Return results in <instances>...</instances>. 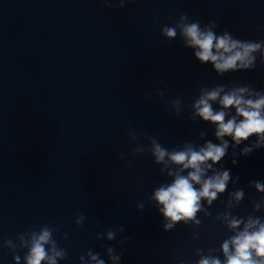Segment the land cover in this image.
Wrapping results in <instances>:
<instances>
[{"label": "water", "instance_id": "95a60500", "mask_svg": "<svg viewBox=\"0 0 264 264\" xmlns=\"http://www.w3.org/2000/svg\"><path fill=\"white\" fill-rule=\"evenodd\" d=\"M118 4L0 0V264H14V253L5 247L9 239L24 264L27 249L20 248L17 236L44 225L55 229L54 239L67 250L58 264H81L82 255L93 264L89 250L112 264L107 247L122 254L120 264H195L196 249L208 254L232 235L214 219L225 210L230 192H245L233 215L264 217V193L250 186L264 183V148L238 157L233 165L231 138L225 137L228 154L214 168L230 169L233 180L240 179L229 181L208 209L211 216L198 214V240L192 238L191 224L163 230V217L149 197L171 178L167 170L160 172L163 165L150 151H133L150 148L144 133L168 150L189 142L219 143L215 125L189 119L190 105L203 87L248 84L264 91V63L257 54L253 70L220 77L193 57L179 34L169 41L161 28L187 14L201 27L218 22L217 34L227 30L241 40H264V0ZM161 89L163 97L157 95ZM177 97L179 115L171 108ZM200 132L207 134L201 138ZM253 200L261 204L260 211H253ZM80 214L86 219L77 226ZM121 226L124 231L108 241L106 232ZM97 233L104 235L97 239ZM213 254L223 259L220 252Z\"/></svg>", "mask_w": 264, "mask_h": 264}, {"label": "clouds", "instance_id": "9594fccd", "mask_svg": "<svg viewBox=\"0 0 264 264\" xmlns=\"http://www.w3.org/2000/svg\"><path fill=\"white\" fill-rule=\"evenodd\" d=\"M129 2L131 0H119L118 6L123 8ZM103 3L106 7L111 6V0H103ZM218 27L216 21L201 27L198 21H191L187 14H182L172 26L164 25L161 35L171 41L179 34L183 46L192 50L193 57L202 65L210 64L220 77L229 72L253 70L257 54L261 63H264V40H241L234 38L227 30L217 34ZM157 95L163 97L164 91L159 90ZM214 104L219 108H214ZM190 106L192 113L189 119L199 117L202 121L215 125L213 134L219 143L208 140L203 146H197L189 142L182 149L168 150L157 139L144 133L150 148L138 146L133 151L136 155L150 151L154 162L163 165L160 172L163 174L167 170L166 175L171 178L170 183L161 184L149 197L163 217V230L172 231L181 222L184 225L191 224L194 227L192 238L198 240L195 229L202 223L198 214L211 216L208 209L226 192L229 181L236 183L240 179L237 176L233 180L230 169L214 168L228 154L230 142L225 137L231 138L233 165L238 163V157L249 156L255 150L264 148V91L256 90L248 84L203 87ZM171 108L175 115H179V97L171 101ZM206 134L200 132L199 135L203 138ZM251 137H256L255 141L237 153L235 149ZM129 138L133 142L137 139L136 134L131 131ZM250 186L257 193H264V183L252 181ZM244 196L243 189L229 193L224 204L225 210L214 219L222 221L232 235L223 240L219 249H209L208 254L203 249H196L198 259L195 264H264V217L251 214L240 217L233 215L231 211L241 203ZM252 205L254 212L260 211L259 202L253 200ZM138 208L143 210L144 205L141 203ZM85 219L83 214L78 215L76 225H82ZM117 231L123 232L124 228L121 226L115 230L109 229L106 232L107 240L113 241ZM54 232V228L44 225L39 230L34 229L17 236L21 241L20 248L27 249L22 258L24 264H58V261L67 258V250L58 246ZM103 235L97 233V239H101ZM5 247L14 253V264H21V257L15 254L13 240H6ZM216 252H220L223 259L213 254ZM107 255L112 264H120L122 254L116 253L112 247H107ZM87 258L93 264H105L100 254L91 250L87 252ZM80 261L81 264H86L85 256H80Z\"/></svg>", "mask_w": 264, "mask_h": 264}]
</instances>
